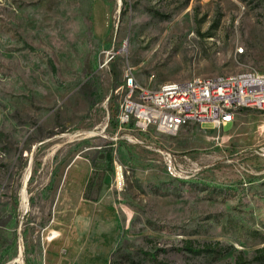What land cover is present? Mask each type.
<instances>
[{"label":"rangeland","instance_id":"374dc122","mask_svg":"<svg viewBox=\"0 0 264 264\" xmlns=\"http://www.w3.org/2000/svg\"><path fill=\"white\" fill-rule=\"evenodd\" d=\"M246 71L264 72V0H0V222L22 220L18 264H42L49 219V239L90 240L100 264L252 257L264 112L175 134L117 122L129 75L157 87Z\"/></svg>","mask_w":264,"mask_h":264},{"label":"built area","instance_id":"2783aa9c","mask_svg":"<svg viewBox=\"0 0 264 264\" xmlns=\"http://www.w3.org/2000/svg\"><path fill=\"white\" fill-rule=\"evenodd\" d=\"M124 86L119 129L147 132L155 128L175 134L192 123L224 128L242 109L264 112V72L259 71L166 81L157 87L129 75ZM166 162L173 172L171 153H166Z\"/></svg>","mask_w":264,"mask_h":264},{"label":"crops","instance_id":"0c3cea01","mask_svg":"<svg viewBox=\"0 0 264 264\" xmlns=\"http://www.w3.org/2000/svg\"><path fill=\"white\" fill-rule=\"evenodd\" d=\"M75 210L76 213L79 212V207H76ZM59 212L60 210L54 211V222ZM76 218L77 214L71 215V219L75 220ZM92 218H96L95 215ZM21 222L22 220L17 217L16 213L11 212H8L5 222H0V264L20 263L19 260L22 259ZM50 227L49 219L42 240V264H100L102 256L100 257L101 248L99 246L97 249V246H92V241L86 239L79 242L75 238H70L68 243L61 236L49 239ZM94 237L93 239H96L97 234Z\"/></svg>","mask_w":264,"mask_h":264},{"label":"trees","instance_id":"16d2710c","mask_svg":"<svg viewBox=\"0 0 264 264\" xmlns=\"http://www.w3.org/2000/svg\"><path fill=\"white\" fill-rule=\"evenodd\" d=\"M109 155V160L113 161L112 155ZM91 186V184H90ZM196 241L192 239L185 240V249L192 252L195 255L200 254H215L218 253V248L211 242L198 244L195 246ZM264 264V245L258 247L252 257L246 256L244 253L239 254L232 264Z\"/></svg>","mask_w":264,"mask_h":264},{"label":"bare ground","instance_id":"6f19581e","mask_svg":"<svg viewBox=\"0 0 264 264\" xmlns=\"http://www.w3.org/2000/svg\"><path fill=\"white\" fill-rule=\"evenodd\" d=\"M24 192H26V190L24 191ZM23 193V192H22ZM27 195V194H26ZM27 197H25V201H23V206L25 207L26 205H27Z\"/></svg>","mask_w":264,"mask_h":264}]
</instances>
